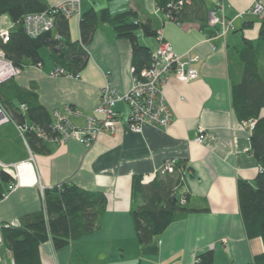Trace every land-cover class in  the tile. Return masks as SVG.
Returning <instances> with one entry per match:
<instances>
[{"label": "crops", "instance_id": "0c3cea01", "mask_svg": "<svg viewBox=\"0 0 264 264\" xmlns=\"http://www.w3.org/2000/svg\"><path fill=\"white\" fill-rule=\"evenodd\" d=\"M42 1L51 8L65 0ZM156 1L81 0V15L93 8H107L112 14L133 11L137 22L150 24L155 32L148 36L142 29L137 31L139 44L149 52L159 46L157 33L161 31L176 53L198 58L197 79L185 83L171 76L163 85L172 111L170 125L161 128L145 124L142 133H135L128 127L129 106L119 102L115 108L120 120L116 134L104 132L91 148L71 138L64 143L49 142L46 152L32 151V166L25 164L20 169L22 183L0 200V223L40 211L43 208L40 184L51 188L71 181L84 190L104 192L108 197L96 234L103 233V241L97 242L99 248L91 247L94 254L78 252L85 264H109L105 262L112 253L102 249L103 244L110 245L109 239L118 243L121 257L130 261L121 260V264H195L197 256L209 249L214 251L215 264L251 263L264 252V245L260 237L250 239L246 233L237 180H254L259 163L251 152L252 131L243 126L233 107L229 51L241 46L244 39L259 38L264 28V0H223L225 17L235 26L226 40L216 36L221 26L208 24L213 0H189L183 22L169 20ZM257 2L263 6L260 14L251 11ZM80 19L81 16L69 18L73 42L81 39ZM46 49L51 62H45L40 54L41 65H27L15 82L34 92L49 112L69 104L85 115H92L100 105L106 84L120 94L132 85V44L129 39L118 38L109 24H98L86 46L89 61L79 78L55 75L61 66L54 62L51 50ZM74 123L82 124L83 118ZM200 129L206 134L203 144L195 142ZM29 158L15 125L0 126V161L13 165ZM169 162H184L189 170L183 187L189 195L185 206L191 212L169 225L150 244L143 245L131 216L136 207L132 202L133 179L155 173ZM34 175L38 183L30 184ZM95 233L96 230L88 235ZM115 251L112 249L113 255ZM40 253L43 264H80L71 260L68 250H56L51 241L41 245ZM12 261L11 251L5 243L1 244L0 264Z\"/></svg>", "mask_w": 264, "mask_h": 264}, {"label": "trees", "instance_id": "16d2710c", "mask_svg": "<svg viewBox=\"0 0 264 264\" xmlns=\"http://www.w3.org/2000/svg\"><path fill=\"white\" fill-rule=\"evenodd\" d=\"M180 1V10L175 9L179 7ZM188 1L156 2L165 13L172 14L173 21L183 22ZM48 8L42 0H0V16L6 14L15 22L27 13L42 12ZM100 22L113 26L118 38L130 40L136 74L149 65L151 52L139 44L137 31L142 29L148 36L155 35L150 24L137 22L133 11L112 14L107 8H93L82 14L80 41L71 40L69 19L57 15L54 30L37 38L27 36L22 24H18L12 31L10 41L4 45V50L7 57L23 69L29 64L41 65L40 50L49 48L54 62L62 67L59 68L67 74L76 75L89 61L86 46L91 43ZM229 60L235 112L241 121L256 120L251 135V152L259 163V173L252 181L243 178L237 180L240 212L248 237H260L264 245V116H261L264 109V28L256 41L244 39L241 46L231 49ZM0 100L19 125L31 122L50 131L51 113L40 104L34 92L17 86L15 79L0 86ZM21 104L26 105L25 112L21 110ZM27 141L33 152L47 151L46 144L49 142L37 137L36 133L28 132ZM184 169V162H176L172 172L157 175L147 184L143 183V176L134 177L132 202L136 207L132 209L131 216L141 244H150L169 225L191 212L186 204L180 202ZM16 181L8 170L0 168V200L10 192ZM184 195L188 200L187 192ZM107 203L108 197L104 192L84 190L71 181L46 188L40 211L22 216L19 227L2 228L3 244L11 251L15 264H43L40 253L42 244L51 241L54 248L60 250L71 241L99 229ZM71 260L85 264L80 253L72 254ZM195 264H215L214 251L209 249L200 253ZM247 264H264V252Z\"/></svg>", "mask_w": 264, "mask_h": 264}, {"label": "built area", "instance_id": "2783aa9c", "mask_svg": "<svg viewBox=\"0 0 264 264\" xmlns=\"http://www.w3.org/2000/svg\"><path fill=\"white\" fill-rule=\"evenodd\" d=\"M214 5L208 13V24L211 27L221 26L216 32L218 38L226 39L229 32L235 30L232 20L225 17L226 6L223 0H213ZM181 8L182 2H178ZM172 7L171 4H168ZM177 6V5H176ZM263 6L257 2L251 11L260 14ZM57 15H63L66 18L81 15V0H65L54 7H49L42 12H30L25 14L17 22L13 21L8 15L0 16V86L4 83L17 78L21 73V68L16 66L10 60L4 50L11 38L13 29L22 24L24 32L31 38H37L47 32L54 30L55 19ZM169 20L172 19L171 13H166ZM161 40L159 46L151 52L150 63L146 68H143L138 74L134 72L133 81L130 89L120 94L114 90L110 84H106L101 91L100 105L94 110L92 115H85L84 112L69 104L56 108L51 111L52 123L50 124V131H46L42 127L26 122L19 125L12 114L8 111L6 106L0 100V126L6 123H13L27 148L29 149L30 158L28 161L20 162L18 164L7 165L0 161V168L8 170L15 178L16 183L11 187L13 190L17 184L22 183V176L20 169L25 164L32 166L33 152L29 147L27 141V133L34 132L37 137L47 142L64 143L67 140L74 138L86 148H91L99 139V136L104 132L114 135L117 133L120 120L119 114L116 111V105L119 102L126 103L130 108L128 127L135 133H142L145 124L155 127L165 128L172 122V111L169 107L168 101L163 92V85L171 77L189 83L199 77V71L195 67L198 61L197 57L190 54L181 56L175 52L170 42L166 41L161 33H157ZM59 38V36H57ZM55 75H63L69 77L79 78L80 74H67L64 69H56ZM21 110H27L25 104L20 105ZM83 118L82 124H75L74 120ZM245 128L253 130L256 126V120L250 119L242 121ZM206 138L204 129L199 130V134L195 139L198 144H203ZM176 162H169L165 164L160 170L148 176H144L143 183L147 184L153 181L157 175H164L172 172ZM189 176L187 168L182 172V181ZM37 178L30 184H37ZM46 188L40 184L42 201L44 200V190ZM184 187L180 190V202L182 205L186 204ZM20 220L16 219L11 222L0 223V245L3 244L1 235L2 228L19 227ZM15 264V261H12Z\"/></svg>", "mask_w": 264, "mask_h": 264}, {"label": "rangeland", "instance_id": "374dc122", "mask_svg": "<svg viewBox=\"0 0 264 264\" xmlns=\"http://www.w3.org/2000/svg\"><path fill=\"white\" fill-rule=\"evenodd\" d=\"M40 54L44 58L45 62H47V63L48 62H51L50 61V58H49L48 49L43 48V50L41 51ZM8 136H9V134H8ZM17 136L19 137V135H17ZM27 150H29V149L27 148ZM98 232H99V229L96 230V233L94 235L93 234H90V235H88V236H86V237H84L82 239H79V240H76V241H72L73 242L72 244H69L65 248L60 249L58 251H62V250H65L66 249V250H68V252H69L70 255L77 254L79 251H82L83 253H87V255H89V252L91 254H94V251L95 250L91 249V247H98L99 248L97 242L99 240L103 241L101 239V237L104 234L103 233H100L99 235H96V234H98ZM104 233H105V231H104ZM108 242L110 243V245L109 244H103L102 245V249L105 250V253L109 254L110 251H111L112 254L108 258L110 260H106L108 262H105V263H109V264H121V262H120L121 260L125 261L126 263H129L130 262L126 258L121 257V253H120L119 249H117V247H118V243L117 242H115L113 239H109ZM112 249L117 250V251H115V255H113V252L114 251L112 252Z\"/></svg>", "mask_w": 264, "mask_h": 264}, {"label": "clouds", "instance_id": "9594fccd", "mask_svg": "<svg viewBox=\"0 0 264 264\" xmlns=\"http://www.w3.org/2000/svg\"><path fill=\"white\" fill-rule=\"evenodd\" d=\"M162 175V174H161Z\"/></svg>", "mask_w": 264, "mask_h": 264}]
</instances>
